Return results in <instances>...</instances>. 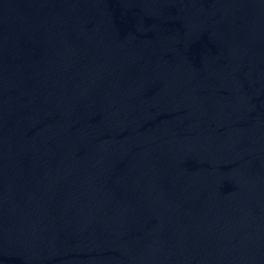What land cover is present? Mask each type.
<instances>
[{
	"label": "water",
	"instance_id": "1",
	"mask_svg": "<svg viewBox=\"0 0 264 264\" xmlns=\"http://www.w3.org/2000/svg\"><path fill=\"white\" fill-rule=\"evenodd\" d=\"M0 264H264V0H0Z\"/></svg>",
	"mask_w": 264,
	"mask_h": 264
}]
</instances>
